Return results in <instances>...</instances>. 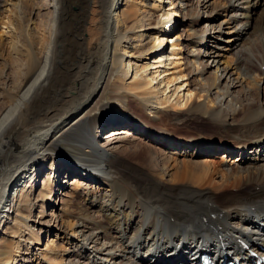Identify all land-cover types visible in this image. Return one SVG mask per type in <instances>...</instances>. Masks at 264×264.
Returning a JSON list of instances; mask_svg holds the SVG:
<instances>
[{
	"label": "bare ground",
	"instance_id": "obj_1",
	"mask_svg": "<svg viewBox=\"0 0 264 264\" xmlns=\"http://www.w3.org/2000/svg\"><path fill=\"white\" fill-rule=\"evenodd\" d=\"M4 25L0 264L264 246V0H0ZM194 116L217 136L169 128Z\"/></svg>",
	"mask_w": 264,
	"mask_h": 264
},
{
	"label": "rangeland",
	"instance_id": "obj_2",
	"mask_svg": "<svg viewBox=\"0 0 264 264\" xmlns=\"http://www.w3.org/2000/svg\"><path fill=\"white\" fill-rule=\"evenodd\" d=\"M156 17V16H155ZM154 20H156V18H154ZM205 22H207V20H204V22L203 23H205ZM202 25V24H201ZM173 31L169 34V35H173V36H175L177 33H179L181 30L180 29H172ZM1 31H3V33H1L0 34V38H1V41L3 42V43H5V41H6V34H7V31H9L8 29H7V27L4 25V26H2L1 27V30H0V32ZM246 31H251V30H249V27H247L246 28ZM6 33V34H5ZM251 34V33H250ZM250 34H246L245 35V33L243 34V35H245L244 37H243V41L244 40H246L247 41V39H249V38H252V37H250L251 35ZM247 37V38H246ZM254 38V37H253ZM245 42V41H244ZM245 43H248V42H245ZM3 46L4 45H2L1 44V42H0V54H2L3 53ZM202 45L201 44H199L196 48H200ZM3 55V54H2ZM3 60V62H4V59H2ZM3 62L1 61V59H0V68H4V66H3ZM262 70H264V67L262 68ZM196 118H198V119H196ZM200 119V120H199ZM187 121V122H186ZM172 123H170V125H169V128H171V130L172 131H174L173 133L174 134H176V133H181V134H183L184 136H186V137H189V136H198V135H202V136H204V137H207V136H217V133L215 132V130L214 129H212V127L211 126H209L207 123L208 122H210V119H208V118H206V117H204V116H194V117H189V119L188 120H183L182 122H181V124H178V121H175V120H172L171 121ZM184 123V124H183ZM208 127V128H207ZM110 129H112L111 127H108L107 129H105L104 131H103V135H105L108 131H110ZM157 134H159V133H157ZM237 157V154H234L233 155V157H232V159H234V158H236ZM221 159H222V156L221 155H219V156H216V158H215V161H217V163H219L220 161H221ZM237 163H240V162H237ZM94 171V170H93ZM47 171H45L44 172V174H43V176L44 175H46V174H48V173H46ZM96 172H98V171H96ZM50 174V173H49ZM96 174H99V172L98 173H96ZM48 176V175H47ZM46 177V176H45ZM44 177V178H45ZM39 180H42V178H40ZM236 191H238V190H236ZM61 192H62V190H61ZM25 209V208H24ZM23 212L24 211H26V210H22ZM38 211H36V215L38 214L37 213ZM36 218V217H35ZM47 237L49 238L50 237V235H48V234H44L43 235V238H42V240H41V245L40 246H38V247H40L41 249L43 248L44 249V246H45V244H46V240H47ZM42 243H43V245H42ZM41 260V263L42 264H47V263H49V262H46L45 260H42V259H39V260H37L36 261V263H38L39 261Z\"/></svg>",
	"mask_w": 264,
	"mask_h": 264
}]
</instances>
